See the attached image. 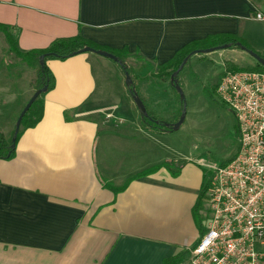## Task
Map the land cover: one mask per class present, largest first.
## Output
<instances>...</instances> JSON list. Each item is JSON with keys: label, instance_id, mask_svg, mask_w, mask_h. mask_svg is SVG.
Returning <instances> with one entry per match:
<instances>
[{"label": "crops", "instance_id": "1", "mask_svg": "<svg viewBox=\"0 0 264 264\" xmlns=\"http://www.w3.org/2000/svg\"><path fill=\"white\" fill-rule=\"evenodd\" d=\"M257 12L264 0H0V23L22 51L75 35L127 49V61L152 69L138 91L160 117L169 96L156 73L189 42L231 34L264 55ZM8 53L0 30V129L10 138L13 108L34 94L36 68L22 63L25 75L12 85ZM111 60L92 52L47 60L55 86L43 98V117L22 132L12 159H0V264H163L185 250L182 264H189L201 236L194 207L204 171L193 158L176 157L166 135L147 130L134 102L122 111L112 86L121 68ZM137 147L147 157L123 174ZM166 164L180 171L173 175ZM104 182L127 185L115 193Z\"/></svg>", "mask_w": 264, "mask_h": 264}, {"label": "built area", "instance_id": "2", "mask_svg": "<svg viewBox=\"0 0 264 264\" xmlns=\"http://www.w3.org/2000/svg\"><path fill=\"white\" fill-rule=\"evenodd\" d=\"M217 93L236 116L240 145L228 163L207 165V220L189 264H264V70H226Z\"/></svg>", "mask_w": 264, "mask_h": 264}, {"label": "rangeland", "instance_id": "3", "mask_svg": "<svg viewBox=\"0 0 264 264\" xmlns=\"http://www.w3.org/2000/svg\"><path fill=\"white\" fill-rule=\"evenodd\" d=\"M248 50L262 57L264 56L254 49ZM248 50L241 47H228L208 53H196L180 73L179 79L186 103V106H184L186 109V119L179 129L163 133L166 136L162 142L167 141L170 143L171 148L177 153L176 157L184 158L187 156L198 162L204 171V182L206 183L209 182L211 176V171L207 165L221 164L233 158L239 150L240 141L236 116L220 99L217 93V86L226 69L233 66L247 69L258 65V61ZM127 62L133 71L140 76L138 78L135 77L137 88L139 81L142 80L141 76L147 75V78L151 77L152 69L148 66H143L141 62L132 59ZM4 63L7 72H9L14 81L12 85L16 86V82L19 81L20 77L25 75L23 73L25 64H22L25 62L13 53H8L4 58ZM157 84L160 91L167 93L169 96L165 104L166 106L160 109L159 113L163 119L174 123L179 119L184 109H182L181 95L174 88L169 77L164 80L159 79ZM112 86L113 94L123 111V108H126V100L133 103L134 99L126 84L125 73L121 69L115 73ZM20 108V103L13 108L17 118L20 114L19 112L22 110ZM5 114L8 115L7 111H5ZM123 117L126 122L135 121L128 111L123 112ZM133 149L125 157V165L121 170L123 174L136 166L142 165L144 159L147 157L145 156L146 153H139L138 147L135 151ZM136 155H139V157L134 158ZM119 168L120 165L118 167L116 165V170H119ZM203 216L204 223L207 220L205 212Z\"/></svg>", "mask_w": 264, "mask_h": 264}, {"label": "trees", "instance_id": "4", "mask_svg": "<svg viewBox=\"0 0 264 264\" xmlns=\"http://www.w3.org/2000/svg\"><path fill=\"white\" fill-rule=\"evenodd\" d=\"M0 30H2L4 34L6 35V39L9 43V53H13L16 57L21 59L23 62L27 63L29 66L36 68V77L32 81V86L35 89V91L46 87V90L43 91L41 95L35 99L31 107L24 114L22 118L20 130L18 131L16 136H15L16 125L14 128L13 134L10 138H7L5 134L3 133V131L0 129V159H5V160L12 159L16 154V145H17L18 139L20 138L22 132L27 128L36 126L43 117V111H44L43 98L45 94L55 86L54 74L47 65L48 59L64 60L71 56L79 54L80 53L79 51L86 47H91L96 50H103L111 54H114L119 58L121 62V63L117 62V64L120 66L122 71L125 72L124 68H126L131 75L133 83L131 86L128 87V89L132 97H133V94L136 93L137 96L141 99V101L145 104V101L143 97L140 95L138 88H137V84L135 82V77L138 78L140 76L138 75V73H135L133 71V69L131 68V66L126 60V56L129 54V51L127 49H122V50L109 49L107 47L98 45L97 43H94L93 41H90L82 37L81 35H75L71 37L56 39L55 41L51 43L49 47L44 48V49H33L29 51H22L18 47L17 39L10 32V26L0 23ZM246 43L247 42L245 40L240 39L236 37L235 35H231V34L210 35L203 39L191 41L187 45H185L182 49H180L176 53V55L173 57V59H171L166 64L162 65L158 69L156 76H158L161 79H166L168 77L171 78L172 75L179 69L183 61L189 55L195 52L203 53L202 51L213 49V48L223 46V45H229V47H241V48L246 47V49H253L250 47L249 44H246ZM43 54L45 55L44 63H41L40 57ZM189 60L190 59H188V61ZM188 61L186 62V64L188 63ZM263 66H264L263 64L258 62L257 66L252 67V68H247V69L263 71ZM183 69L184 67L180 70L177 76L178 79ZM231 69L233 70V69H239V68L233 66L226 70H231ZM179 85L181 86L180 79H179ZM173 86L176 89V86L174 84ZM181 103H182V109H183L185 101L181 99ZM135 105H136V102H135ZM146 109H147V114H143L141 113V111H140V114H141V121L147 130L153 133H157V134H162V133L170 132L171 130H176L174 129L173 126L167 125L168 123L170 124V122H168L162 117L151 112L147 106H146ZM181 114H180V117H181ZM66 118L70 119L68 114H66ZM14 137L15 139L13 140ZM230 160L231 159L224 161L221 164H226ZM159 166H155L150 169L139 172L135 174L134 176H132L130 179L149 174L155 171ZM166 166L172 171L173 175H177L178 172L180 171V169L178 168L173 169L168 164H166ZM103 185L104 187H108L112 189L115 193H118L125 189L127 183L119 187H116L109 182H104ZM206 188H207V183L203 182L198 202L196 203L194 207V216L198 224V227L200 228L201 234H203L204 232L203 196L205 194ZM188 255H189V252L185 250L176 256H172V257L164 259L163 264H182V262L187 259Z\"/></svg>", "mask_w": 264, "mask_h": 264}, {"label": "water", "instance_id": "5", "mask_svg": "<svg viewBox=\"0 0 264 264\" xmlns=\"http://www.w3.org/2000/svg\"><path fill=\"white\" fill-rule=\"evenodd\" d=\"M229 45H223V46H219V47H216V48H213V49H208V50H205V51H202L203 53H206V52H211V51H214V50H220V49H224V48H228ZM244 49H246V47H243ZM248 50V49H247ZM249 51V50H248ZM80 53H83V52H92V53H96L98 55H102V56H105L107 58H111L113 59L114 61L116 62H120L119 58L114 55V54H111L107 51H103V50H96V49H93L91 47H86L82 50L79 51ZM251 53V55H253V57L261 64L264 65V58L260 55H258L257 53H254L252 51H249ZM198 52H195L193 54H196ZM189 55L184 61L183 63L180 65L179 69L172 75L171 77V81L172 83L176 86V89L177 91L180 93L181 95V99H183L185 101V96H184V93H183V90H182V87L179 85V79L177 78L180 70L185 66L186 62L188 61V59L191 58V56L193 55ZM44 58H45V55H41L40 57V62L41 63H44ZM121 63V62H120ZM124 73H125V76H126V84L129 86L132 85L133 81H132V78H131V75L130 73L128 72V70L126 68H124ZM46 90V87H44L43 89H38L34 92V94L32 95V97L30 98V100L27 102V104L25 105V107L23 108V110L21 111V113L19 114L18 118H17V121H16V131H15V136L16 134L18 133V131L20 130V127H21V122H22V118L24 116V114L26 113V111L31 107V105L33 104V102L35 101V99L41 95V93L43 91ZM133 98L136 102V106L137 108L139 109V111H141V113L143 114H147V109H146V106L145 104L141 101V99L137 96L136 93L133 94ZM186 104V103H185ZM184 104V106H186ZM186 119V109L184 108L183 111H182V114H181V117L180 119L176 122V123H168L167 125L168 126H173L174 129H179L181 127V125L184 123ZM15 139V137L13 138V140Z\"/></svg>", "mask_w": 264, "mask_h": 264}]
</instances>
